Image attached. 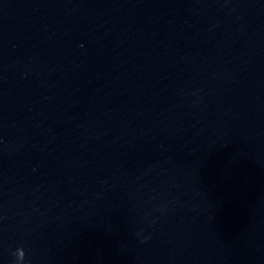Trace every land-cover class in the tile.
Wrapping results in <instances>:
<instances>
[{
    "label": "clouds",
    "instance_id": "9594fccd",
    "mask_svg": "<svg viewBox=\"0 0 264 264\" xmlns=\"http://www.w3.org/2000/svg\"><path fill=\"white\" fill-rule=\"evenodd\" d=\"M21 251L24 252V249H23V248L17 249L16 252H15V255L17 256V253H18V252H21ZM20 259H21V257H18V256H17L18 264H19V262H20ZM23 259H24V257H23Z\"/></svg>",
    "mask_w": 264,
    "mask_h": 264
}]
</instances>
